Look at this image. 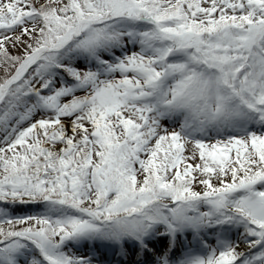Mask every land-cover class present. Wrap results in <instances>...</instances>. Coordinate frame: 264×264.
Masks as SVG:
<instances>
[{
  "label": "snow or ice",
  "instance_id": "6c2138e0",
  "mask_svg": "<svg viewBox=\"0 0 264 264\" xmlns=\"http://www.w3.org/2000/svg\"><path fill=\"white\" fill-rule=\"evenodd\" d=\"M0 264H264V0H0Z\"/></svg>",
  "mask_w": 264,
  "mask_h": 264
}]
</instances>
